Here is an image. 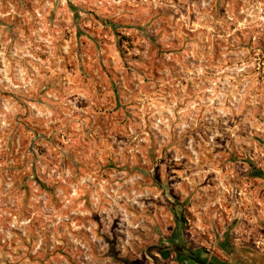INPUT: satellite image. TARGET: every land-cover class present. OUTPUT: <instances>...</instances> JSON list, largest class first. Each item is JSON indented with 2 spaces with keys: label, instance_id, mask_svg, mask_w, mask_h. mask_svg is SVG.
Masks as SVG:
<instances>
[{
  "label": "rangeland",
  "instance_id": "obj_1",
  "mask_svg": "<svg viewBox=\"0 0 264 264\" xmlns=\"http://www.w3.org/2000/svg\"><path fill=\"white\" fill-rule=\"evenodd\" d=\"M259 173L264 0H0V264H247Z\"/></svg>",
  "mask_w": 264,
  "mask_h": 264
},
{
  "label": "crops",
  "instance_id": "obj_2",
  "mask_svg": "<svg viewBox=\"0 0 264 264\" xmlns=\"http://www.w3.org/2000/svg\"><path fill=\"white\" fill-rule=\"evenodd\" d=\"M252 230V229H251ZM226 246V245H225ZM219 247H221L218 252L222 251V249L224 251H229L231 253V250L234 251L236 254H238L239 252L241 251H237L235 250L234 248H230V249H227L226 247L224 248V245H220ZM243 253H245V255H247V259H244L242 261H244V263H247V264H264V253L262 255H259L256 253V251L253 249V248H250V247H243ZM232 256L234 255H229L228 257L231 258ZM228 261V258L226 259ZM233 263V262H232ZM237 263V262H235ZM227 264H231L230 262L227 263Z\"/></svg>",
  "mask_w": 264,
  "mask_h": 264
},
{
  "label": "water",
  "instance_id": "obj_3",
  "mask_svg": "<svg viewBox=\"0 0 264 264\" xmlns=\"http://www.w3.org/2000/svg\"><path fill=\"white\" fill-rule=\"evenodd\" d=\"M258 178H260L264 182V173H259Z\"/></svg>",
  "mask_w": 264,
  "mask_h": 264
},
{
  "label": "trees",
  "instance_id": "obj_4",
  "mask_svg": "<svg viewBox=\"0 0 264 264\" xmlns=\"http://www.w3.org/2000/svg\"><path fill=\"white\" fill-rule=\"evenodd\" d=\"M181 219H182V220H183V222L185 223V221H184L185 219L183 218V216L181 217Z\"/></svg>",
  "mask_w": 264,
  "mask_h": 264
}]
</instances>
